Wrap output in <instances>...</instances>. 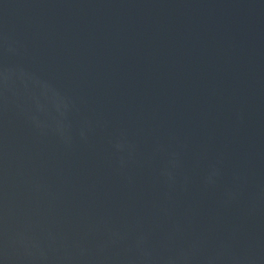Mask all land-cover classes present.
Listing matches in <instances>:
<instances>
[{
  "label": "water",
  "instance_id": "1",
  "mask_svg": "<svg viewBox=\"0 0 264 264\" xmlns=\"http://www.w3.org/2000/svg\"><path fill=\"white\" fill-rule=\"evenodd\" d=\"M0 264H264V0H0Z\"/></svg>",
  "mask_w": 264,
  "mask_h": 264
}]
</instances>
